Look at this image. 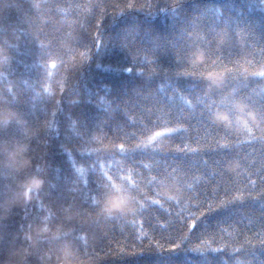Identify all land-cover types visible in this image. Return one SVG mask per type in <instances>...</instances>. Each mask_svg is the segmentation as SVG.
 <instances>
[{
    "label": "trees",
    "instance_id": "1",
    "mask_svg": "<svg viewBox=\"0 0 264 264\" xmlns=\"http://www.w3.org/2000/svg\"><path fill=\"white\" fill-rule=\"evenodd\" d=\"M0 49V264H264V0H0Z\"/></svg>",
    "mask_w": 264,
    "mask_h": 264
},
{
    "label": "clouds",
    "instance_id": "2",
    "mask_svg": "<svg viewBox=\"0 0 264 264\" xmlns=\"http://www.w3.org/2000/svg\"><path fill=\"white\" fill-rule=\"evenodd\" d=\"M0 55H3L2 49H0ZM207 81V90L209 91H211L213 88H220L223 86L222 81L219 79H216L215 82L209 79ZM214 118L219 125L226 127L229 126V121L231 120V116L226 112L216 113ZM43 186L44 179L42 177L37 176L30 178L25 185V190L27 192L26 199L30 200L35 198V195H38ZM125 203L126 202L119 197H109L105 201V205L102 209L107 214H112L114 212H124L126 210Z\"/></svg>",
    "mask_w": 264,
    "mask_h": 264
},
{
    "label": "snow or ice",
    "instance_id": "3",
    "mask_svg": "<svg viewBox=\"0 0 264 264\" xmlns=\"http://www.w3.org/2000/svg\"><path fill=\"white\" fill-rule=\"evenodd\" d=\"M260 75H261V76H264V72H261ZM255 112H256V111H255ZM256 113H257V112H256ZM211 114H212V113H209L210 116H211ZM161 134H162V133H160V132H157V133H156L157 136H159V135H161Z\"/></svg>",
    "mask_w": 264,
    "mask_h": 264
}]
</instances>
